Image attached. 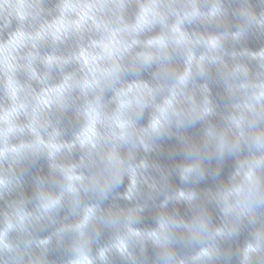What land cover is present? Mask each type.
Returning a JSON list of instances; mask_svg holds the SVG:
<instances>
[{"label": "clouds", "instance_id": "clouds-1", "mask_svg": "<svg viewBox=\"0 0 264 264\" xmlns=\"http://www.w3.org/2000/svg\"><path fill=\"white\" fill-rule=\"evenodd\" d=\"M4 7L19 9L20 22L6 37L0 32V190L20 184L16 168L48 156L52 179L37 178L35 211L27 216L39 221L65 193L74 207L82 205L73 226L75 255L66 264L107 261V246L96 257L85 255L91 233L103 225L119 231V250L133 264H217V238L237 232L243 218L260 223L243 249L245 261L249 252L264 249V213L257 211L264 205V48L253 53L226 47L229 39L245 38L249 26L264 34V10L257 16L251 0H242L244 27L229 33L210 30L229 14L223 0L208 13L197 0H32ZM197 21L204 30L190 31ZM212 68L223 85L222 110L212 96ZM53 109L71 113L66 126L52 119ZM197 123L200 137L193 141L187 132ZM25 133L32 139L11 146L10 137ZM165 137L178 146L180 159L171 168L149 163ZM226 154L236 159L227 181L200 189L207 164L215 157L219 168ZM149 167L158 177L147 175ZM142 185L160 210L152 229L134 226L148 206L141 202ZM121 199L129 203L121 206ZM170 202L185 204L191 219L164 211ZM22 203L4 214V236L13 217L26 218L18 210ZM213 204L223 215L218 226ZM149 243L156 248L152 260ZM193 243L199 248L191 255L180 254L179 247ZM13 250L9 244L2 249ZM15 251L0 264L23 261L24 250L17 245Z\"/></svg>", "mask_w": 264, "mask_h": 264}, {"label": "water", "instance_id": "water-1", "mask_svg": "<svg viewBox=\"0 0 264 264\" xmlns=\"http://www.w3.org/2000/svg\"><path fill=\"white\" fill-rule=\"evenodd\" d=\"M32 0H0V32H3L5 37L8 33L14 31L20 22V10L15 7L5 8V4L18 5L21 3H30ZM200 10L202 12H210L214 3L217 0H197ZM242 0H223L225 7L228 8V16L218 25L214 26L210 30L229 33L236 32L238 29L244 27V22L239 18V9ZM252 10L259 16L260 12L264 10V2L262 0H251ZM189 30L196 29L203 31L204 27L199 21L189 25ZM226 47L231 51L235 48L236 51L246 49L249 52H259L261 48H264V34L261 29L252 25L247 29V35L241 39L238 43H233L231 39L226 44ZM44 49H42L43 51ZM256 61L251 62V66L255 69ZM155 65L149 71H154ZM146 78H147V74ZM131 78V77H129ZM197 79H200L199 77ZM210 87L212 90V96L216 103L220 105V110L223 109L225 103V97L223 96V85L220 77L216 73V69L212 68L209 73ZM59 87V86H57ZM110 95V93H109ZM42 101L47 100L48 97L41 98ZM71 113H59L53 109L52 119L55 121L57 117L60 118L61 126H66L68 123V117ZM217 120L219 117L216 118ZM23 122V118H21ZM144 122L143 120L141 121ZM201 125L197 123L194 127L189 128L187 135L191 137L193 141H198L200 137ZM32 136L25 133L24 135L16 134L10 137L11 146H16L22 141L31 140ZM157 147L149 155V163L157 164L162 168H171L180 159L176 154L178 150L177 141L173 137L171 139L165 137L157 142ZM2 147V145H0ZM236 167V159L231 154H226L223 162L217 168V162L215 157L211 163L207 164L206 178L199 184V188L202 190L215 189V187L222 181H227ZM16 177L20 180V184L11 191L0 190V258L7 259L8 257L16 255L15 246L19 245L24 250L23 261L17 262V264H66V261L72 258L75 253L71 250V245L75 240L76 233L73 226L77 224L81 219V207H74L71 197L65 193L63 200L59 207H57L51 213L45 214L42 219L37 221L34 217L27 216L28 213L35 211L36 206V181L37 178H41L47 181H51L49 159L46 154H41L37 159L33 160L23 170L20 168L15 169ZM148 176H157L158 173L149 167L147 170ZM59 179V177H56ZM129 180L124 178V186L120 189L121 194L127 191V185ZM59 187H56L54 191L59 192ZM147 187L141 186V195L143 201H147L148 206L144 211L140 213L139 218L135 221L134 226L140 229H152L157 225V219L159 215L158 209L153 206V202L147 199ZM163 199L162 196L158 197L155 201L156 204ZM22 201L23 203L18 206V210L25 214L26 218L20 221L19 217H13L12 223L14 225L11 228L7 236L3 235V229L5 228V216L6 212H11L10 205ZM136 201H133L135 203ZM112 203L111 199L105 202V206ZM127 200H119L121 206L127 205ZM212 220L213 224L218 226L223 220V215L219 208L212 206ZM168 214L178 213L179 217L185 221L191 219V213L188 207L181 204H174L170 202L167 209ZM258 214L264 213V205L257 206ZM260 219H264V215L260 216ZM259 221L255 224L250 223L248 218H243L239 230L233 233L231 236L218 237L217 244L220 252V259L217 264H264V249L260 251H252L248 253L247 261H245L243 249L246 243L253 240V233L259 229ZM63 229V231H59ZM59 233V234H57ZM176 236L183 235V233L177 232ZM51 238L47 243H41V241ZM91 238L94 241L90 248L85 252V255L96 257L97 251L101 247H108L109 250L106 253L107 261H100L97 259L95 264H133L131 259H126V254L119 250L121 243V236L119 231L112 226L103 225L100 227L99 233L93 231ZM5 244L12 245L14 250L4 252L2 251ZM127 248V244H125ZM197 248L198 244H191L189 246L179 247L178 251L182 255H191ZM156 248L149 243L147 255L149 260L155 258ZM136 258L140 259L139 250H136ZM161 258V262H162ZM13 264V262H10Z\"/></svg>", "mask_w": 264, "mask_h": 264}]
</instances>
